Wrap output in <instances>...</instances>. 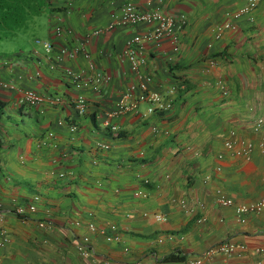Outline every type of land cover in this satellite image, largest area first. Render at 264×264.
Segmentation results:
<instances>
[{
	"label": "crops",
	"instance_id": "0c3cea01",
	"mask_svg": "<svg viewBox=\"0 0 264 264\" xmlns=\"http://www.w3.org/2000/svg\"><path fill=\"white\" fill-rule=\"evenodd\" d=\"M247 1L49 0L42 38L0 51V202L6 210L27 208L38 196L35 211L5 215L9 238L0 246V264H186L224 242L246 249L214 252L203 264H264V208L244 213V221L236 212L264 193L258 143L264 129L256 126L264 118V0L234 18ZM126 3L183 17L177 51L169 38L145 42L142 50L140 68L152 76L150 87L171 105L149 114L141 102L136 112L109 117L137 80L131 62L118 56L148 26L90 32ZM230 21L234 28L223 27ZM56 26L72 33L56 35ZM84 37L96 72L111 78L77 90L64 70L87 69L82 56L50 64L60 48ZM37 39L51 42L49 54ZM25 89L41 94L43 103L21 104ZM79 92L88 103L83 113L74 104ZM107 118L115 130L104 125ZM68 122L77 125L74 132ZM48 131L53 136L41 144ZM246 142L252 143L247 156ZM219 197L232 203L223 205ZM111 225L118 240L106 239ZM82 236L90 238L94 254H80Z\"/></svg>",
	"mask_w": 264,
	"mask_h": 264
},
{
	"label": "built area",
	"instance_id": "2783aa9c",
	"mask_svg": "<svg viewBox=\"0 0 264 264\" xmlns=\"http://www.w3.org/2000/svg\"><path fill=\"white\" fill-rule=\"evenodd\" d=\"M257 5V0H248L243 6H241L237 12L234 13V18H238L241 14L248 13L251 9L255 8ZM183 17L175 18L172 15H168L162 12L159 8H149L145 10H138L132 4L126 3L122 6L120 12H114L111 15V19L105 26L96 27L91 30V35H98L106 32L107 30H112L118 27H130L137 26L139 24H145L148 26L147 30L143 33H137L131 36L127 42L125 49L119 54V59H127L131 62V68L136 73L137 80L131 82L126 90L123 92L120 100L115 104L114 108L108 113L109 117L121 115L128 111H137L138 104L141 102H147L148 106L146 112L151 114L155 111L164 110L170 107L171 102L165 101L162 95L150 87L152 82V76L143 71L140 66L143 64L146 59L142 55L143 45L145 42H157L162 38H169L171 40L172 48L174 51L179 49V32L182 28ZM223 27L234 28L235 24L230 22L224 23ZM56 35H61L63 33L71 34L70 29H64L61 26H56L54 29ZM88 38L84 37L83 40H80L70 47H62L58 50L57 55L54 58L53 63L50 64L51 68H55L56 63L61 62L64 58L74 59L78 55L82 56L87 62V69L73 70L72 68H66L64 70L71 84L77 89L82 90L88 88L89 86L97 87L100 84L107 83L110 81L111 76L107 73L96 72V66L92 59L91 53L86 47ZM37 43H41L40 40H36ZM44 51L49 54L52 50V44L50 41L42 42ZM217 85L226 92V89L221 81L216 82ZM5 86L9 88H14L13 84L4 83ZM175 90L174 87L170 89V92ZM128 100V101H127ZM44 97L31 89H25L22 91L19 102L27 106H38L43 103ZM52 102L58 101V98L51 100ZM75 107L79 113L85 112L87 108V99L85 95L81 92L75 97ZM64 119H59L57 123L59 125L65 124ZM105 126H110L112 130L117 128L116 125L112 124L110 118H107L104 121ZM256 126L259 129H264V118L259 117L256 120ZM68 128L70 131L74 132L77 129L75 123L68 122ZM53 131H48L43 138L40 139L41 144H46L49 137L53 136ZM259 147L264 151V132L261 133L259 138ZM225 145L230 148L232 144L226 142ZM104 147H107L106 145ZM252 148L251 142H246L242 153L247 156L248 152ZM139 194V193H137ZM38 199V196L33 197L32 202L28 204L27 208L25 206L17 205L11 210H6L2 203L0 202V246H2L9 238V234L6 228L3 226L2 222L4 220L7 212H11L17 216H24L26 210L35 211V201ZM217 201L223 205L231 204V200L219 197ZM180 204L183 208L188 211H193L194 207H190L186 204L184 200L180 201ZM264 208V193L263 195L255 202L250 204H240L236 206V212L238 215V220L244 221L243 214L248 211L259 212ZM157 220H165V217L155 214ZM203 219V218H201ZM48 222V221H47ZM43 222L42 224H46ZM90 228L93 229V225L90 224ZM116 230L115 225L110 226V234L106 235L107 240H118L119 235L114 233ZM78 251L81 255L94 254L95 250L91 245L90 238L88 236H82L80 242L77 246ZM246 249L244 244H237L233 242H224L215 247L208 248L201 255L192 257L188 259L186 264H203L204 259L211 255L214 252H222L225 255H230L235 251L244 252ZM257 251H262V249H256ZM107 264L110 263L109 260L105 261ZM113 264H132L116 261ZM139 264V263H137ZM257 264H262L260 261Z\"/></svg>",
	"mask_w": 264,
	"mask_h": 264
},
{
	"label": "trees",
	"instance_id": "16d2710c",
	"mask_svg": "<svg viewBox=\"0 0 264 264\" xmlns=\"http://www.w3.org/2000/svg\"><path fill=\"white\" fill-rule=\"evenodd\" d=\"M50 10L49 0H0V40L27 28L37 15Z\"/></svg>",
	"mask_w": 264,
	"mask_h": 264
},
{
	"label": "rangeland",
	"instance_id": "374dc122",
	"mask_svg": "<svg viewBox=\"0 0 264 264\" xmlns=\"http://www.w3.org/2000/svg\"><path fill=\"white\" fill-rule=\"evenodd\" d=\"M45 15V12L37 15L29 23V26L27 28L15 32L12 36L6 39L0 40V51L12 52L22 42H25L26 44L31 46V44L34 42L35 37L42 38L43 34L40 30V21H44L46 19ZM36 44L37 42H35V45ZM37 45L40 47L42 45V42Z\"/></svg>",
	"mask_w": 264,
	"mask_h": 264
}]
</instances>
